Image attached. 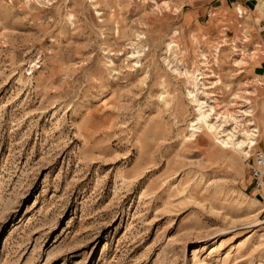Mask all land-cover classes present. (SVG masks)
I'll list each match as a JSON object with an SVG mask.
<instances>
[{
    "label": "rangeland",
    "instance_id": "rangeland-1",
    "mask_svg": "<svg viewBox=\"0 0 264 264\" xmlns=\"http://www.w3.org/2000/svg\"><path fill=\"white\" fill-rule=\"evenodd\" d=\"M263 26L264 0H0V264H264Z\"/></svg>",
    "mask_w": 264,
    "mask_h": 264
},
{
    "label": "built area",
    "instance_id": "built-area-1",
    "mask_svg": "<svg viewBox=\"0 0 264 264\" xmlns=\"http://www.w3.org/2000/svg\"><path fill=\"white\" fill-rule=\"evenodd\" d=\"M252 188L258 196H264V149L254 153L253 163L250 165Z\"/></svg>",
    "mask_w": 264,
    "mask_h": 264
},
{
    "label": "crops",
    "instance_id": "crops-1",
    "mask_svg": "<svg viewBox=\"0 0 264 264\" xmlns=\"http://www.w3.org/2000/svg\"><path fill=\"white\" fill-rule=\"evenodd\" d=\"M225 3L228 5L229 0H225ZM262 21V20H261ZM264 32V26L261 28V33ZM263 41H264V34L261 35ZM255 76L264 77V58L259 60L257 64H255Z\"/></svg>",
    "mask_w": 264,
    "mask_h": 264
},
{
    "label": "bare ground",
    "instance_id": "bare-ground-1",
    "mask_svg": "<svg viewBox=\"0 0 264 264\" xmlns=\"http://www.w3.org/2000/svg\"><path fill=\"white\" fill-rule=\"evenodd\" d=\"M197 85H198V84H197ZM202 116L205 117V115H202ZM257 132H258V131H257V129H255V128L249 131L251 137H252V136H253V137L256 136V133H257Z\"/></svg>",
    "mask_w": 264,
    "mask_h": 264
}]
</instances>
